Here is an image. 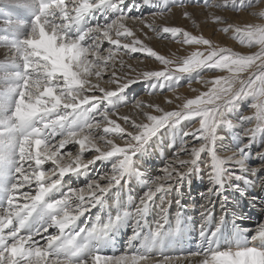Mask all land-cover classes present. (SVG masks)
<instances>
[{
  "label": "snow or ice",
  "instance_id": "6c2138e0",
  "mask_svg": "<svg viewBox=\"0 0 264 264\" xmlns=\"http://www.w3.org/2000/svg\"><path fill=\"white\" fill-rule=\"evenodd\" d=\"M196 2L192 0L193 6ZM199 2L205 8L237 12L258 8L250 15L264 21V0ZM150 3L140 0L129 7L127 0H0V48L6 49L0 61V264H264V224L251 235L239 231L226 238L225 212L214 228L209 227L214 215L209 210L212 197L222 196L227 187L246 195L233 181L264 188V149L249 152L257 138L264 139V22L227 24L220 29L255 49L241 54L181 27L155 23L157 16L163 18L173 7L186 9L185 0L157 4L152 21L129 14ZM17 9L27 18L13 20ZM97 14L103 23L92 22ZM183 17L191 19V13L185 10ZM211 19L225 23L218 15ZM137 31L145 39L151 32L197 47L172 59L146 45ZM138 53L162 67L135 77L123 72V57L137 59ZM213 72L227 74L205 78V73ZM184 78L189 86L195 79L207 91L184 99L172 111L137 100V109L158 114L142 111L144 119L139 121L120 116L123 126L112 119L118 115L115 110L122 94L134 84L151 82L149 95H155L164 89L175 92ZM102 82L116 87L109 89ZM245 101H250V114L234 121L233 115ZM237 123L244 125V142L222 155L220 130H232ZM168 129H179L182 143L159 174L148 177L137 161L148 153L154 138ZM69 145L76 148L75 153L66 150ZM182 154L187 158H181ZM252 158L255 165L249 163ZM98 162L110 165V172L81 187H65L66 177L82 175ZM193 175H203L210 185L199 226L202 243L195 251L169 255L163 247L171 237L164 218V207L170 205H162L160 221L145 236L146 214L158 196L166 198L179 191ZM134 178L146 188L131 208L117 199L113 201L116 215L106 220L97 215L91 226L78 223L93 209L103 210L108 194ZM129 217H134L136 225L131 240L143 242L119 255L105 254L102 249L109 233ZM182 227V223L177 226V233ZM225 239L226 246H221Z\"/></svg>",
  "mask_w": 264,
  "mask_h": 264
},
{
  "label": "rangeland",
  "instance_id": "374dc122",
  "mask_svg": "<svg viewBox=\"0 0 264 264\" xmlns=\"http://www.w3.org/2000/svg\"><path fill=\"white\" fill-rule=\"evenodd\" d=\"M162 2H165V0H151L150 4L142 5L139 11L136 8H133L131 13L129 14L133 16H141L151 21L153 19L151 13L158 11L156 5ZM167 2L175 3L176 0H167ZM209 2L210 3L218 2V0H209ZM127 3L129 7H132V5L134 4H139L140 0H127ZM185 3H187L188 5L186 9L173 7L174 9V10L172 9L173 12L166 14L163 18L157 16L155 18V23L158 26L181 27L193 35H203L205 38L212 40L215 45L231 48L233 51L239 52L241 54H248L251 51H255V49H249L241 45L237 40L233 39L231 31L226 34L220 31V29L226 27L227 24L242 26L249 23L264 22L257 19L255 16L250 15L251 12L258 11L259 10L258 8L241 10L237 12L232 10L231 8L228 9L205 8L204 5L199 2V0H197L196 6H193L192 0H185ZM185 10L191 13V19H186L183 17V12ZM211 15H218L223 17L225 23L214 22L211 19ZM11 18L13 20L26 19L27 14L22 9H17L14 10ZM2 19L3 17L0 16V21H2ZM92 22L103 23V20L100 19L99 14H97V18L93 19ZM129 23L131 24V22ZM136 28L139 29L140 25H136ZM144 31L147 32L148 30L144 29ZM137 36L141 40H143L146 45L153 48V50L157 51L159 54L165 55L166 57L172 59H177L179 57L188 55L190 54L191 51L196 50L197 47V46L178 44L175 42V40L171 38L161 39L151 32H148V37H149L148 39H145L144 35L140 31H137ZM105 47H108V45L105 44ZM200 47L201 50H203V46ZM5 52L6 49L0 48V61L4 60ZM136 56L137 59H132L129 56L123 57L124 58L123 60L125 61L124 62L125 67L123 68L124 69L123 72L128 73L129 75L135 77L137 73L142 72L144 70H158L162 67L158 62H155L152 58H145L143 55L139 53L136 54ZM129 65L131 66V68L128 67ZM117 67H118L117 71L119 73L120 72L119 64ZM226 74L227 73L213 72V73H205L204 76L206 79H211L215 75H226ZM193 76H195V74H193ZM108 78L109 77L106 75L105 81ZM196 83H197L196 80L193 79L191 82V86H189V80L187 78H184L180 81V86L176 89L175 92L169 91L168 89H164L162 91H157L155 95H149L151 89V82H141L134 84L131 88H129L125 93L122 94L121 105L115 110V112L116 113L119 112V114L113 115L112 119L116 120L117 123H120L123 126V121L119 119L120 116L127 115L130 118L139 121L144 119V117L141 114L142 111H150L154 115L158 114L153 109H147V108L143 110L141 109L136 110V108L135 110L132 109L137 100H140L145 104L151 103V104L159 105L160 107L164 108L166 111L178 110L177 106L182 104L184 102V99L194 98L199 93L207 91L206 86L202 85L201 83H197V84ZM104 86L109 89H114L116 87L115 84L109 85L107 83H104ZM193 89H195V91H193ZM177 96L181 97V99H176ZM169 99L173 100V103L171 104L167 103L166 101ZM249 103L250 101H245L239 106V110L232 117L234 121H239L240 116L243 114H250V109L248 108ZM194 126L198 127V122H195ZM188 127H193V125H188ZM243 129H244V125L237 123L236 127L232 130H227V131L223 129L220 130V135L223 137V139L218 142V151L222 155L230 154V152H234L238 147L241 146V144L244 142L242 140ZM185 130H187V128ZM188 139L189 141H191V138ZM182 140L183 138L180 135L179 129H177L175 132H173V130L171 129L165 130L162 134L154 138L148 153L146 155H143L137 161V163L147 174L148 177H154L158 175L159 170L162 169L169 161L173 159V153L179 150ZM117 142L119 143V141ZM261 149H264V139L257 138L255 143L252 144L251 148L249 149V152L255 154L257 152H260ZM66 150H71L75 153L76 148L70 145L69 147H67ZM86 156H90V154H86ZM181 158L186 159L187 156L182 154ZM249 163L255 165L257 161L254 158H252L249 160ZM157 167H159L160 169L154 171V168ZM108 172H110V165H107V163L101 164L98 162L95 168L87 171L82 175L73 176L71 178L66 177L65 187H74V188L81 187L90 180L94 178H98L99 174H104ZM233 183L240 184L241 188L243 186L248 185V184L245 185L243 181H233ZM208 186L210 187L209 181L208 179L204 178L203 175L200 176L193 175L192 177L186 179L183 182L182 187L180 188L179 191H174L168 194L166 198L158 196L153 202L151 209L146 214V223L143 229L144 235L146 236L149 230L154 229L156 227V224L160 221L162 205H170L164 207V218L167 221V225H168L167 231L171 233V237L166 240L165 245L163 247L164 252L166 254L171 255V253L166 251L167 250L174 251V253H172L173 255L175 254V252L177 253L179 250L181 251L187 247H189L190 249L194 248L197 250L202 243L199 236V232H200L199 226L201 224V219H202L201 213L203 211L201 207L204 204L202 203V200L198 198V196L204 194L202 192L206 191ZM145 188L146 185L143 182H141L138 178L132 179L130 184L125 186L123 189H113L108 194V198H107L108 201L106 202V205L104 206L103 210H100L98 208L93 209L90 214L86 215L85 217H81L78 223H80L81 225L87 223L89 226H91L92 223H95V219L97 215H100L104 220H106L110 215L111 216L116 215L117 208L113 204V201L117 199H119L121 205L131 208L134 204L135 199L138 200V198L143 195ZM231 188L232 187H227L222 194L223 196L220 197H224V196L230 197V199H233L235 205H230L229 209H226V206L225 207L217 206V207H219L222 210L224 209L223 210L224 213L227 211L231 212V214H229L231 216L228 217L234 219L236 217L234 213L237 212L238 202L242 203L241 200L243 196H240V191H237L235 188L232 189ZM176 200H179L180 203L177 204ZM218 201H219V196H216L214 198V202L217 203ZM247 204L246 207L248 209L249 205ZM258 207H262V205H259ZM220 211L221 210H218L214 214L213 220L209 222L210 224L209 226H211V228H214L215 222L219 220L222 214L220 213ZM239 213H241V210ZM131 218L132 217H129L126 220H124L114 229V231L109 233V238L107 242L104 244L102 249L105 254L119 255L123 253V251H117V250H119L120 247H123L125 243L124 241L129 240L133 235L134 225H133V220H131ZM235 220L238 226L240 224V227H245L246 225L243 224H247V226H252L257 228L256 225L260 224V221L258 223H255L253 221L241 222L245 220L243 217H241L238 222L237 219ZM181 223L183 227L179 231V233H177V226L180 225ZM227 225H229L230 227ZM231 227H232L231 224L225 222L223 231H224V236L226 238H230L233 236L232 229H230ZM55 231H56L55 229H49L50 233H55ZM111 240H113V242ZM142 242H143L142 239L133 241L135 247L139 246ZM187 243H191V246L190 244H188L187 246ZM220 243L221 246H226L227 240L226 239L221 240Z\"/></svg>",
  "mask_w": 264,
  "mask_h": 264
},
{
  "label": "bare ground",
  "instance_id": "6f19581e",
  "mask_svg": "<svg viewBox=\"0 0 264 264\" xmlns=\"http://www.w3.org/2000/svg\"><path fill=\"white\" fill-rule=\"evenodd\" d=\"M178 9V8H177ZM174 10V9H173ZM175 10H176V8H175ZM173 12V11H172ZM175 13V12H174ZM151 16V15H150ZM147 17V16H146ZM149 18V17H148ZM151 19H152V17H151ZM153 20V19H152ZM151 20V21H152ZM124 59V58H123ZM125 62V61H124ZM118 64H119V62H117V66H118ZM118 68V67H117ZM120 69V68H119ZM124 70V69H123ZM119 74V73H118ZM197 84V83H196ZM127 107V106H126ZM135 106H133V108L132 109H134L135 110ZM123 110V109H122ZM136 110H137V108H136ZM130 111V110H129ZM118 114H119V112H117ZM229 144V143H228ZM70 146V145H69ZM69 146H67V147H69ZM239 148V147H238ZM227 150H229V149H227ZM233 150V149H232ZM171 158V157H170ZM172 159V158H171ZM156 169V170H155ZM160 168L159 167H157V168H154V171H157V170H159ZM155 174V173H154ZM74 188V187H73ZM208 189H209V186H208V188L206 189V191H204V192H202V193H204V194H201V195H199L198 196V198L199 199H201L202 200V203H204L202 206H207L208 205V198H207V196H206V194L208 193ZM232 189V188H231ZM242 190L243 189H245V190H243L245 193H246V195H241V193H240V196H243V198H244V200H243V198H242V203L241 202H238V208H237V212L236 213H234L235 215H236V217L234 218V219H231V218H229L228 216H231V215H229V214H231V212H226L227 213V216H226V220H225V222H228L229 224H231V228L230 229H232V232H233V236H234V234H238V232L239 231H243L245 234H247V235H251V233L252 232H254L257 228H255V227H252V226H247V224H243V225H246L245 227H240V224H239V226L237 225V223H236V220L235 219H237V222L239 221V219L241 218V217H243L245 220H243V221H241V222H247V221H253V222H255V223H258L259 221H260V224L259 225H261V224H264V188H262V187H260V186H253V184H251V183H248V185L247 186H243L242 188H241ZM186 196V195H185ZM223 196V195H222ZM124 197V196H123ZM160 197V196H159ZM233 197V196H232ZM236 197V196H235ZM214 198L215 197H212L211 199L213 200V206H210L209 207V210L210 211H212L214 214L218 211V210H221L220 211V213H224V209L222 210V209H220L219 207H225L226 206V209H229V207H230V205H235V203H234V201H233V199H230V197H220L219 196V201L216 203V202H214ZM108 201V200H107ZM239 201V200H238ZM247 205H249V208L247 209V207H246V204ZM260 203H262V204H260ZM259 205H262V207H258ZM217 206H219V207H217ZM177 207V206H176ZM202 209H203V207H201ZM240 210H241V213H239L240 212ZM199 216V215H198ZM214 216V215H213ZM212 216V218L210 219V221L209 222H211L212 220H213V217ZM233 216V215H232ZM201 218V217H200ZM198 219V218H197ZM251 219V220H250ZM131 220H133V225H134V229H135V227H136V225H135V222H134V217H132L131 218ZM215 222V221H214ZM216 223V222H215ZM210 225V224H209ZM250 225V224H249ZM259 225H256L257 227L259 226ZM215 226V225H214ZM227 226H229V225H227ZM226 226V227H227ZM210 228H211V226H209ZM230 227V226H229ZM122 229V228H121ZM232 236V237H233ZM138 240H141V239H138ZM199 240V239H198ZM112 242H113V240H111ZM125 243H124V246L123 247H120L119 248V250H117V251H125L126 249H128V248H130V247H135V245H134V243H133V241L131 240V238L129 239V240H125L124 241ZM200 242V241H199ZM198 242V243H199ZM197 243V244H198ZM188 244H190V246H191V243H187V246H188ZM200 244V243H199ZM128 245V246H127ZM193 245V244H192ZM196 245V244H195ZM181 246V245H180ZM138 247V246H137ZM177 248H179V247H177ZM184 248V247H183ZM197 248V247H196ZM181 249V248H180ZM195 251L196 249H190L189 247H187V248H184L183 250H177L178 252L176 253L175 252V254H173V255H177V254H181L182 252H189V251ZM166 252H169V253H171V255H172V253H174V251H166Z\"/></svg>",
  "mask_w": 264,
  "mask_h": 264
}]
</instances>
